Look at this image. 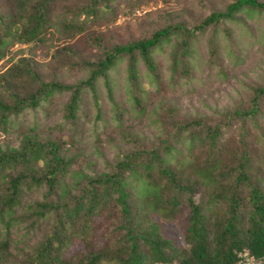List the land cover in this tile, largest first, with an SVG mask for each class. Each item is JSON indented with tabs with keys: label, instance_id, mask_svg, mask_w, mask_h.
Returning <instances> with one entry per match:
<instances>
[{
	"label": "trees",
	"instance_id": "obj_1",
	"mask_svg": "<svg viewBox=\"0 0 264 264\" xmlns=\"http://www.w3.org/2000/svg\"><path fill=\"white\" fill-rule=\"evenodd\" d=\"M174 1L0 0V133L66 93L63 121L20 125L16 145L0 139V264H232L264 254V62L210 114L179 103L202 61L226 84L242 73V63L224 64L219 37L237 54L227 22L264 17V0L192 10ZM14 43L26 54L7 55ZM164 48L166 74L154 56ZM119 64L127 108L108 73ZM158 217L182 222L183 245ZM19 225L24 246L13 251ZM30 232H40L33 246Z\"/></svg>",
	"mask_w": 264,
	"mask_h": 264
},
{
	"label": "rangeland",
	"instance_id": "obj_2",
	"mask_svg": "<svg viewBox=\"0 0 264 264\" xmlns=\"http://www.w3.org/2000/svg\"><path fill=\"white\" fill-rule=\"evenodd\" d=\"M203 1L205 0H176L171 4L176 9L192 10L195 8V6H198V3ZM158 4L159 6L162 5L160 1L158 2ZM153 7L155 6L151 3L148 5V9ZM241 21L227 22L228 26L231 27L230 29L232 31L235 47L237 49V54L230 51L229 43L225 38L219 37V40L221 45V54L224 58V64L226 65L230 63L240 65L242 63V73H237L236 75H234L229 80V84H226L225 80H220V76L218 75L215 66L207 68L206 60L200 62L199 67L196 68L195 77L188 83L182 84V90L189 91L188 93L183 92L179 96V103L181 104L184 110L188 112H197L198 114H210L211 111L215 109L214 105L221 106L224 103L229 104L231 102L229 101V99L234 94L232 88L235 89V86L238 84L237 82L239 80L241 81V83L243 81L247 83L248 80H251L255 77L256 74L254 73V70L257 67L261 66L264 62V17H244V19H242ZM205 39V37L201 38L198 44H196V47L199 44L204 45ZM46 46L47 44L44 47ZM20 47L21 49L25 50L23 54H26V52L28 51L26 46H21L17 43H14L10 48L7 49V55H10L12 52H14L16 49H19ZM197 50H199V48H197ZM30 54H33L34 56H36V58L39 59L44 54V48H36L32 53L30 52ZM167 55V48H164V50H157V52H155L154 54L158 65L161 68L162 73L164 74H166L167 72ZM5 60L6 59L4 58L0 60V70H3L8 65L7 61ZM141 70H143V68ZM201 72L205 73L206 76H203ZM108 73L111 77L110 79L112 83V90L115 93L114 99L119 103L121 107L123 106L127 108L125 104L123 105L120 96L122 94L123 89L125 88L124 66L122 64H119L115 70H111ZM80 76H83V73L76 76H72L70 79L74 80L75 78H79ZM218 86L220 88H218ZM191 89H195V91H191ZM98 94L103 102V115H112V112L109 111L111 106L107 97V90L103 85L100 86ZM210 97L215 99V101L210 100ZM65 98L66 93H63L61 96L58 97V101L55 104L45 103L40 107L25 110L22 114L18 116L17 121L20 124L16 123L15 121H11L10 125L8 126L7 132L3 134L0 133V139H10L11 145H16L18 137L16 129L20 125L29 127L33 124H36L42 127L44 124L51 125L63 121L64 119L61 116V106H63L62 103ZM125 98L127 99V97ZM129 114L131 113L127 111L124 115ZM91 121L92 118L88 121L84 120L85 130L83 131V139L85 142L89 143L86 152H89L91 149H93L92 142L94 140L95 132H93L94 128L92 126ZM64 124L66 129L71 130V124ZM142 130L146 133H149V131L145 128H142ZM98 168H100V166H98ZM158 220L160 221L164 234L167 235L170 239H172L175 244L183 245L184 233L181 227L182 222L176 219H165L162 217H158ZM17 229L18 230L14 232V228L11 227L12 238L13 242L15 243L12 247L13 251H17L19 247L24 246L22 242L18 243V239L21 238V234L23 233L24 229L20 225ZM28 237L31 238L29 246H33L35 241L40 238V232H37L34 236H32L30 232ZM16 243H18V246ZM20 257L21 253L19 252L17 258Z\"/></svg>",
	"mask_w": 264,
	"mask_h": 264
},
{
	"label": "built area",
	"instance_id": "obj_3",
	"mask_svg": "<svg viewBox=\"0 0 264 264\" xmlns=\"http://www.w3.org/2000/svg\"><path fill=\"white\" fill-rule=\"evenodd\" d=\"M233 264H264V254L255 256L252 254L244 253Z\"/></svg>",
	"mask_w": 264,
	"mask_h": 264
},
{
	"label": "clouds",
	"instance_id": "obj_4",
	"mask_svg": "<svg viewBox=\"0 0 264 264\" xmlns=\"http://www.w3.org/2000/svg\"><path fill=\"white\" fill-rule=\"evenodd\" d=\"M255 256H256V255H255ZM233 263H234V262H233ZM233 263H232V264H233Z\"/></svg>",
	"mask_w": 264,
	"mask_h": 264
}]
</instances>
